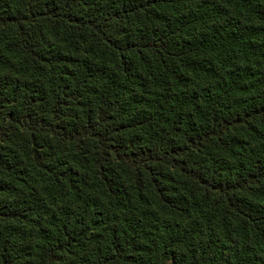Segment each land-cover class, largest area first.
Here are the masks:
<instances>
[{"label": "trees", "instance_id": "obj_1", "mask_svg": "<svg viewBox=\"0 0 264 264\" xmlns=\"http://www.w3.org/2000/svg\"><path fill=\"white\" fill-rule=\"evenodd\" d=\"M0 264H264V0H0Z\"/></svg>", "mask_w": 264, "mask_h": 264}]
</instances>
